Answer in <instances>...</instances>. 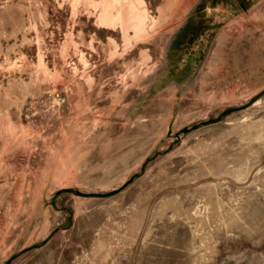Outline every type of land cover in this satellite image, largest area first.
Wrapping results in <instances>:
<instances>
[{"label":"rangeland","instance_id":"obj_1","mask_svg":"<svg viewBox=\"0 0 264 264\" xmlns=\"http://www.w3.org/2000/svg\"><path fill=\"white\" fill-rule=\"evenodd\" d=\"M0 264H264V0H0Z\"/></svg>","mask_w":264,"mask_h":264},{"label":"water","instance_id":"obj_2","mask_svg":"<svg viewBox=\"0 0 264 264\" xmlns=\"http://www.w3.org/2000/svg\"><path fill=\"white\" fill-rule=\"evenodd\" d=\"M242 108H244V107H238V108H232V109H229L230 111H235V110H239V109H242ZM226 112L227 111H224L222 114L224 115V114H226ZM218 120H220V117H218V118H216V119H212V120H209L207 123H209V122H216V121H218ZM73 193H75V194H83V193H80L79 191H76V190H71ZM109 194H112V193H108V194H102L103 196H105V195H109Z\"/></svg>","mask_w":264,"mask_h":264}]
</instances>
